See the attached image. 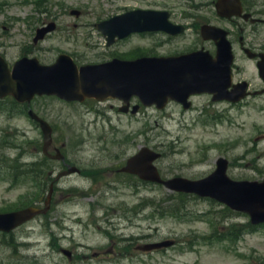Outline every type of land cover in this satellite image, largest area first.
I'll list each match as a JSON object with an SVG mask.
<instances>
[{"label":"rangeland","instance_id":"obj_1","mask_svg":"<svg viewBox=\"0 0 264 264\" xmlns=\"http://www.w3.org/2000/svg\"><path fill=\"white\" fill-rule=\"evenodd\" d=\"M0 3H3L0 11V52L13 62L26 50L27 54L35 55L41 62L47 63L56 57L57 49H68L69 52L77 49L81 53L92 51L81 45L85 35L92 39L98 36L95 32L90 33L86 24L92 21V17L115 12L124 6L145 7L150 0H0ZM73 8L79 9L83 18L74 19L69 14ZM31 17H59V26L70 25L78 45H73L65 38L59 41L54 34L33 47L30 31L39 23L28 24L26 19ZM145 42L139 40V43ZM101 46L99 44L94 51H101ZM247 74L251 75L250 72ZM203 101L201 97H194V108L189 111L171 104L164 112L146 109L131 119L109 111L111 124L100 116L96 119L90 105L66 104L53 98L38 99L36 103L52 111L53 121L58 126L55 135L59 142L67 141L72 134L81 133L83 150L79 153L86 162L112 167L141 145L150 144V147L162 152L163 156L156 165L166 176L202 177L213 170L215 156L225 154L230 160L228 175L231 178L264 179V154L261 153L264 150V106H261V100L234 107L230 118L223 121H209L201 116L196 105ZM94 106L105 111L104 105ZM6 124L0 116V128ZM9 124L11 129L14 125L25 128L31 138H38V132L24 116L9 120ZM116 153L118 158H114ZM110 183L111 188H103L100 184H91L90 180L71 177L60 185L79 189L100 187L105 193L99 198L100 208L108 201H127L132 204L141 198L150 197V209L145 212L150 214V219L134 220L132 227L118 231H123L120 234L124 235H147L150 241L173 238L176 244L166 250L120 262L90 258L71 263L50 245L47 223L50 226L57 217L69 213L66 223L71 225L73 233L64 231L69 238H61V243L82 251L76 244L81 243L88 254L94 250L101 251V246L107 248V239L102 237L98 228L73 221L74 213L90 221L92 214L88 205L95 203V197L81 196L80 203L74 204L65 203L64 195L57 193L55 204L58 207L61 202L62 206L51 211L47 217L35 219L15 231L14 237L19 239L21 235L30 236V245L24 247L18 243H7L0 237V264H264V228L245 233L240 239L233 237L238 231L246 230V214L227 211L224 205L209 199L193 195L180 197L154 184L138 185L137 188L118 181ZM27 189V184L10 186L0 180V209L17 204ZM97 216L103 217L101 209L97 211Z\"/></svg>","mask_w":264,"mask_h":264},{"label":"water","instance_id":"obj_2","mask_svg":"<svg viewBox=\"0 0 264 264\" xmlns=\"http://www.w3.org/2000/svg\"><path fill=\"white\" fill-rule=\"evenodd\" d=\"M138 14L142 19L133 23L135 27L140 29L142 26H150L147 18L150 12L139 11ZM124 17L112 19L109 29L102 27L103 32L110 36L120 35L121 26L131 24ZM42 34L43 31H38L35 40ZM162 63L164 65L154 68L150 66V59L129 63L113 61L103 65L83 66L78 70L68 56L61 55L50 66L40 65L37 59L22 58L10 71L9 66L0 59V96L12 94L17 100L25 101L35 93H55L68 100H81L86 96L101 99L108 96L128 98L136 94L145 103L162 104L168 97L184 102L190 93L212 88L211 81L200 70L186 69L187 58ZM218 80L215 89L227 85V68L218 71ZM30 114L33 116L32 112ZM146 152L150 153L149 156L142 157ZM157 156L151 151L142 150L136 158L129 160L126 169L139 170L140 160H148L149 175L141 174L142 177L164 183L170 189L213 197L234 209L249 213L253 223L264 221V181L231 180L226 175V161L222 159L218 161L217 169L206 178L187 180L176 177L162 181L151 164ZM37 212L42 210L26 208L0 214V229L10 230ZM168 244H151L150 248Z\"/></svg>","mask_w":264,"mask_h":264},{"label":"flooded vegetation","instance_id":"obj_3","mask_svg":"<svg viewBox=\"0 0 264 264\" xmlns=\"http://www.w3.org/2000/svg\"><path fill=\"white\" fill-rule=\"evenodd\" d=\"M150 10L167 12V20L170 25L164 26L163 30H150L146 32L150 36L149 48L139 52L138 45L125 49L124 43L139 34H131L123 39H116L108 50L92 54L91 58L78 59L73 52L74 60L79 63H96L108 61L112 58L134 59L139 55L150 56H178L197 52L201 57L206 56L208 60L216 59L222 42L225 41L227 48L233 55L232 82L239 84L246 80L249 85L250 96L264 97V81L259 79L255 83L252 79H246V70L249 65L257 75V65L264 60V1L263 0H150ZM101 19H106L101 18ZM44 20L42 24L47 23ZM58 26H56L57 28ZM141 35H144L142 33ZM208 97L209 103L201 105V110L211 114H219V105L232 107L244 103L249 97L234 104L227 101L213 102L211 95L201 94ZM120 102V101H119ZM107 103V102H106ZM212 106L216 109L211 108ZM113 108V105H109ZM118 110V107L117 109ZM223 111L220 113L222 114ZM129 114V113H127ZM52 124V123H51ZM54 130V125H51ZM71 147L75 153L76 147ZM57 148L55 142L48 147V151L54 152ZM64 159L49 158L51 166L47 169L48 175L64 172L69 166H76L78 171L73 175L80 178H90L92 175L88 170H96L102 165H96L77 159L63 148ZM117 169V168H116ZM114 169V172L116 171ZM104 171H102L103 173ZM118 173V171H117ZM70 177V176H69ZM133 212V210H131ZM123 217L127 214H121ZM127 218V217H126ZM128 219V218H127ZM110 225H116L112 218L107 219ZM115 258H121L126 252L121 250L112 251ZM97 255V253H94Z\"/></svg>","mask_w":264,"mask_h":264},{"label":"bare ground","instance_id":"obj_4","mask_svg":"<svg viewBox=\"0 0 264 264\" xmlns=\"http://www.w3.org/2000/svg\"><path fill=\"white\" fill-rule=\"evenodd\" d=\"M261 153L264 154V150Z\"/></svg>","mask_w":264,"mask_h":264}]
</instances>
